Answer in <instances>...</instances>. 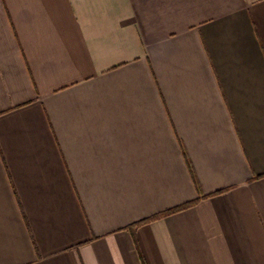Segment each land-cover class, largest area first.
<instances>
[{"label":"crops","instance_id":"1","mask_svg":"<svg viewBox=\"0 0 264 264\" xmlns=\"http://www.w3.org/2000/svg\"><path fill=\"white\" fill-rule=\"evenodd\" d=\"M0 264H264V0H0Z\"/></svg>","mask_w":264,"mask_h":264},{"label":"trees","instance_id":"2","mask_svg":"<svg viewBox=\"0 0 264 264\" xmlns=\"http://www.w3.org/2000/svg\"><path fill=\"white\" fill-rule=\"evenodd\" d=\"M186 205H184V206H181V207H179L178 209H180V208H183V207H185Z\"/></svg>","mask_w":264,"mask_h":264}]
</instances>
